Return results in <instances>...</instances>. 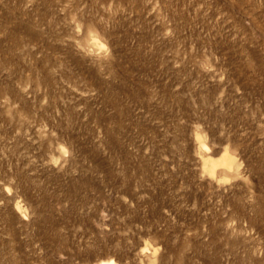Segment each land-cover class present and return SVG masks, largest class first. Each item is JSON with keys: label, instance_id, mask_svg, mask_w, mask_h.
Returning <instances> with one entry per match:
<instances>
[{"label": "rangeland", "instance_id": "rangeland-1", "mask_svg": "<svg viewBox=\"0 0 264 264\" xmlns=\"http://www.w3.org/2000/svg\"><path fill=\"white\" fill-rule=\"evenodd\" d=\"M111 256L264 264V0H0V264Z\"/></svg>", "mask_w": 264, "mask_h": 264}, {"label": "bare ground", "instance_id": "bare-ground-1", "mask_svg": "<svg viewBox=\"0 0 264 264\" xmlns=\"http://www.w3.org/2000/svg\"><path fill=\"white\" fill-rule=\"evenodd\" d=\"M203 145L206 146L205 144ZM208 158L209 157H205L204 159H208ZM96 264H118V262L111 256V257H105V258L99 259Z\"/></svg>", "mask_w": 264, "mask_h": 264}]
</instances>
